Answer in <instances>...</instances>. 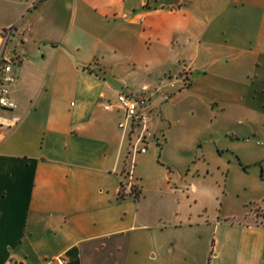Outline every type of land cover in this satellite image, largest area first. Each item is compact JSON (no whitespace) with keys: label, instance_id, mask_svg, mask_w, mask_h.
<instances>
[{"label":"crops","instance_id":"obj_1","mask_svg":"<svg viewBox=\"0 0 264 264\" xmlns=\"http://www.w3.org/2000/svg\"><path fill=\"white\" fill-rule=\"evenodd\" d=\"M4 29L0 264H264V0H11ZM171 89L211 116L208 147L176 171L152 143L122 193L132 156L104 103Z\"/></svg>","mask_w":264,"mask_h":264},{"label":"built area","instance_id":"obj_2","mask_svg":"<svg viewBox=\"0 0 264 264\" xmlns=\"http://www.w3.org/2000/svg\"><path fill=\"white\" fill-rule=\"evenodd\" d=\"M19 58H5L0 55V109L12 111L16 109L17 103L11 96L13 85L18 81L17 68ZM156 91H143L133 93L120 91L114 101L104 103V109H116L121 113L118 123L128 142V153L132 156L130 168L121 182V191L127 189L133 194H138L139 185L135 182V160L137 153H145L149 150L150 144L160 143L161 134L153 129V121L158 118L159 112L155 105ZM18 118L11 117L5 121L0 116V142L5 127H14Z\"/></svg>","mask_w":264,"mask_h":264},{"label":"rangeland","instance_id":"obj_3","mask_svg":"<svg viewBox=\"0 0 264 264\" xmlns=\"http://www.w3.org/2000/svg\"><path fill=\"white\" fill-rule=\"evenodd\" d=\"M10 1L0 0V7L8 5ZM6 41L7 50H10L15 43V38L12 37L8 41V32L0 31V55ZM169 91L170 96L161 93L156 95L154 101L159 116L152 125L153 129L162 135L159 148L164 145L166 138L169 139L164 157L170 160L171 167L176 171H186L188 165H193V162L199 158L200 154L195 155V153L200 151L202 146L208 147L198 141L197 132L201 128L210 127L212 118L205 109L194 105L196 96L192 92L185 94L183 90L178 89ZM211 149L214 150V147L211 146ZM212 162L213 160L209 161L210 164Z\"/></svg>","mask_w":264,"mask_h":264},{"label":"trees","instance_id":"obj_4","mask_svg":"<svg viewBox=\"0 0 264 264\" xmlns=\"http://www.w3.org/2000/svg\"><path fill=\"white\" fill-rule=\"evenodd\" d=\"M13 28V27H12ZM4 31H7V29H4Z\"/></svg>","mask_w":264,"mask_h":264}]
</instances>
